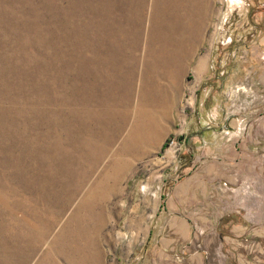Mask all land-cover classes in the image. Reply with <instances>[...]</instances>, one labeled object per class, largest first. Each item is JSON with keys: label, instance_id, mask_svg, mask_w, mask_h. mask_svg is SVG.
I'll list each match as a JSON object with an SVG mask.
<instances>
[{"label": "rangeland", "instance_id": "obj_1", "mask_svg": "<svg viewBox=\"0 0 264 264\" xmlns=\"http://www.w3.org/2000/svg\"><path fill=\"white\" fill-rule=\"evenodd\" d=\"M247 2L0 0V264H185L199 251L203 264H264V237L236 231V202L191 201L189 236L167 245L176 226L151 203L197 165L166 179L195 149L205 86L223 88L227 114L264 111L239 55L264 0Z\"/></svg>", "mask_w": 264, "mask_h": 264}, {"label": "crops", "instance_id": "obj_2", "mask_svg": "<svg viewBox=\"0 0 264 264\" xmlns=\"http://www.w3.org/2000/svg\"><path fill=\"white\" fill-rule=\"evenodd\" d=\"M260 24L257 30L262 36L251 33V37H239L243 45L250 46L239 54L249 63L247 67L243 66L245 81H249L250 77L256 78L257 90L264 87V23ZM250 69H254L251 75ZM209 73V77L219 76L213 71ZM203 77L200 71L196 78L198 83ZM227 78L229 83L234 82L232 75ZM222 91L223 88L213 81L202 90L198 101L194 97L196 105L189 120L194 127L187 134L194 139V150L197 148L193 153L197 165L172 186L167 197L151 202L158 205V215L165 216V219L169 216L167 223L170 221L171 230L176 226V238L166 239V245L175 241L173 239L178 241L189 236V219L185 210L191 201L199 205L207 202L211 205L226 204L229 210L236 202L242 209V222L236 228L237 233L264 237V111L245 116L233 112L227 114L224 109L217 108L216 98ZM242 126L244 130L241 132ZM200 215V218H206L207 212L200 210ZM190 256L193 260L185 261V264H203L206 257L203 251ZM90 263H93V258L89 256Z\"/></svg>", "mask_w": 264, "mask_h": 264}, {"label": "flooded vegetation", "instance_id": "obj_3", "mask_svg": "<svg viewBox=\"0 0 264 264\" xmlns=\"http://www.w3.org/2000/svg\"><path fill=\"white\" fill-rule=\"evenodd\" d=\"M248 0H243V2L244 3H248V5H249V2H247ZM233 10H235L236 11V9H235V7L233 8ZM232 10V11H233ZM237 12V11H236ZM231 41V39L229 40V42ZM186 150H187V152H188V156H189V160H186V161H184L183 163H182V161H181V159L182 158H177V160H176V162L174 163V165H173V168L171 169V170H169L167 173H168V177L166 178L167 180L168 179H172V178H178L181 174H182V172H183V167H184V164H186L187 162H190L191 161V159L192 158H194V154H193V152H194V150L192 151L191 150V148H189V146H186ZM192 151V152H191ZM179 157V156H178ZM178 172V174H177V176L176 177H174V175L176 174Z\"/></svg>", "mask_w": 264, "mask_h": 264}, {"label": "built area", "instance_id": "obj_4", "mask_svg": "<svg viewBox=\"0 0 264 264\" xmlns=\"http://www.w3.org/2000/svg\"><path fill=\"white\" fill-rule=\"evenodd\" d=\"M181 148H182V142H180L179 139H177L175 136L168 138V140L166 142V150H168V151L170 150V152L172 151V154H171L172 156H170L171 158L169 160L168 159L166 160V161H169L168 164L165 161L167 166L174 163V161L178 155V154L176 155V152L178 150H180ZM173 156H176V157L173 158L174 160L171 161Z\"/></svg>", "mask_w": 264, "mask_h": 264}, {"label": "water", "instance_id": "obj_5", "mask_svg": "<svg viewBox=\"0 0 264 264\" xmlns=\"http://www.w3.org/2000/svg\"><path fill=\"white\" fill-rule=\"evenodd\" d=\"M177 174H178V172L174 175V177H176L177 176Z\"/></svg>", "mask_w": 264, "mask_h": 264}, {"label": "bare ground", "instance_id": "obj_6", "mask_svg": "<svg viewBox=\"0 0 264 264\" xmlns=\"http://www.w3.org/2000/svg\"><path fill=\"white\" fill-rule=\"evenodd\" d=\"M231 1H234V0H231Z\"/></svg>", "mask_w": 264, "mask_h": 264}]
</instances>
